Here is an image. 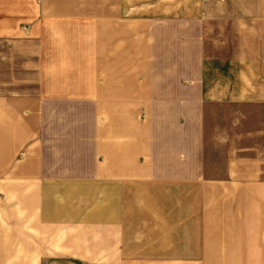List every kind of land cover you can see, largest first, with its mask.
Masks as SVG:
<instances>
[{
  "label": "crops",
  "instance_id": "obj_1",
  "mask_svg": "<svg viewBox=\"0 0 264 264\" xmlns=\"http://www.w3.org/2000/svg\"><path fill=\"white\" fill-rule=\"evenodd\" d=\"M229 182L264 196V0H0V222L40 260H164L130 247Z\"/></svg>",
  "mask_w": 264,
  "mask_h": 264
},
{
  "label": "rangeland",
  "instance_id": "obj_2",
  "mask_svg": "<svg viewBox=\"0 0 264 264\" xmlns=\"http://www.w3.org/2000/svg\"><path fill=\"white\" fill-rule=\"evenodd\" d=\"M216 184V183H213ZM243 183L229 182L228 198L213 196L212 198L196 199L200 211L196 215L198 224L212 226L208 230H181V245H159L156 230H142L140 239L131 249L134 257H155L161 261H137L126 264H264V196L248 197V191H243ZM251 186L247 183L245 186ZM217 193V192H213ZM218 192L217 194H219ZM224 193V191H223ZM261 193H264L262 191ZM192 200V199H191ZM183 210V208H182ZM145 221H155V215H142ZM181 221H188L191 215L181 213ZM172 218V214H170ZM206 218V222H204ZM187 223V222H186ZM169 233V236L167 234ZM160 234V231L158 232ZM208 234L210 244L203 245L204 239L194 237ZM191 235V239L187 238ZM14 235L11 223L0 222V264H109L108 262H93L81 260L73 254L77 246L62 247L56 242L60 235L53 239L50 248L53 256L40 260L38 248L28 245V238ZM172 231H166L165 242H172ZM54 238V237H53ZM192 242V244H187ZM81 248H83L81 246ZM37 250V251H36ZM37 252V253H36ZM81 257V256H80ZM88 257H91L88 256ZM177 258L175 261H171ZM116 264H119L116 263Z\"/></svg>",
  "mask_w": 264,
  "mask_h": 264
}]
</instances>
